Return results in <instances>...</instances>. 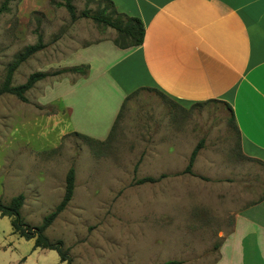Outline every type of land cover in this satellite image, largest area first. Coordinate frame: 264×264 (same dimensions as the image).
<instances>
[{
    "label": "rangeland",
    "instance_id": "1",
    "mask_svg": "<svg viewBox=\"0 0 264 264\" xmlns=\"http://www.w3.org/2000/svg\"><path fill=\"white\" fill-rule=\"evenodd\" d=\"M51 1L61 0H14L0 15V85L39 35L44 47L18 66L12 85L35 72L49 74L25 94L26 102L0 96V199L7 204L22 194L23 221L40 226L62 200L73 168L72 198L44 231L51 242H62L71 264L214 263L235 214L264 198V163L241 154L230 112L218 103L182 107L150 89L123 101L104 139L73 131L54 82L79 74H50L79 65L72 54L80 47L117 34L81 15L103 5L72 0V21ZM80 112L90 126L98 113L93 106ZM77 115L78 109V126ZM200 141L192 174L184 173ZM144 178L152 181L138 182ZM0 244V264L59 260L55 251L34 249L33 240L13 234L8 217L0 219Z\"/></svg>",
    "mask_w": 264,
    "mask_h": 264
},
{
    "label": "crops",
    "instance_id": "2",
    "mask_svg": "<svg viewBox=\"0 0 264 264\" xmlns=\"http://www.w3.org/2000/svg\"><path fill=\"white\" fill-rule=\"evenodd\" d=\"M110 1L140 19L143 42L120 49L103 39L74 51L82 60L74 66L87 74L54 82L73 131L104 139L126 97L150 89L182 107L230 106L241 154L264 163V0ZM86 106L98 111L91 126L80 112ZM220 238L212 264H264V199L237 212Z\"/></svg>",
    "mask_w": 264,
    "mask_h": 264
},
{
    "label": "trees",
    "instance_id": "3",
    "mask_svg": "<svg viewBox=\"0 0 264 264\" xmlns=\"http://www.w3.org/2000/svg\"><path fill=\"white\" fill-rule=\"evenodd\" d=\"M14 0H4L2 5L0 6V15L8 10L9 2ZM88 2H95L97 6L102 7L98 8L94 14H90L88 9H84L81 13L82 17L90 18L97 23H102L116 32V37L112 40L113 44L120 49H128L132 47H138L142 44L144 38V27L140 19L135 17H128L124 14L117 12L114 4L110 0H87ZM56 7H64L68 12L72 21H75V9L72 5V0H61L60 2H52ZM43 43L41 41V36H38V41L33 46H28L23 50V52L19 53L16 56L15 61L11 63L8 67L5 78L0 85V96L4 94H10L16 96L22 102H26L27 99L25 94L33 88V86L49 76V74L44 72H35L28 76L27 80L24 84L19 86L12 85V77L15 70L18 66L23 63L27 58H29L34 53L40 51L43 48ZM88 71L87 66H74L69 68H64L57 70L50 74V76H58L64 73H73L79 75H86ZM134 92L126 97L127 100L131 97ZM228 110L230 112V122L233 127V112L230 106H228ZM235 128V127H234ZM74 135L81 136L80 134L74 132ZM84 139H88L85 136H81ZM203 142L200 141L197 146L192 150L187 166L184 169V173L192 174V167L195 161V158L202 148ZM146 181H152L151 178H144L139 180V183H144ZM74 182H75V172L73 168H70L67 171L65 177V189L64 195L60 203L47 214L40 226L31 227L26 224L21 217V208L24 203V196L22 194H18L11 198V200L4 204L0 199V219L3 217H8L10 219V225L12 232L18 235L20 238L26 240L34 241V249L41 248L46 250L55 251L58 254L60 263L66 262L65 264H71V258L69 257L67 251L63 250L62 242L56 241L51 242L45 235L44 231L52 224V222L56 219V217L65 209L67 204L72 198L73 190H74ZM264 198L256 201L254 204L259 203ZM162 264H179L177 261H166Z\"/></svg>",
    "mask_w": 264,
    "mask_h": 264
}]
</instances>
